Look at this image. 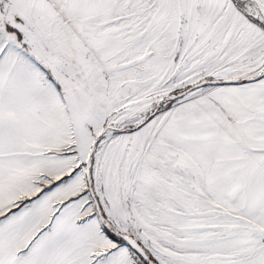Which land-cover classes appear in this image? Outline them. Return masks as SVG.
I'll list each match as a JSON object with an SVG mask.
<instances>
[{"label":"snow or ice","instance_id":"snow-or-ice-1","mask_svg":"<svg viewBox=\"0 0 264 264\" xmlns=\"http://www.w3.org/2000/svg\"><path fill=\"white\" fill-rule=\"evenodd\" d=\"M0 264H264V0H0Z\"/></svg>","mask_w":264,"mask_h":264}]
</instances>
